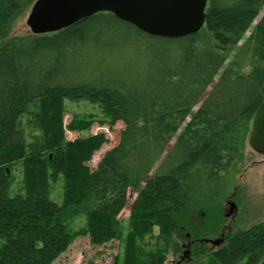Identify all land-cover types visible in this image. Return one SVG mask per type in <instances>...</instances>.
<instances>
[{
    "label": "trees",
    "instance_id": "obj_1",
    "mask_svg": "<svg viewBox=\"0 0 264 264\" xmlns=\"http://www.w3.org/2000/svg\"><path fill=\"white\" fill-rule=\"evenodd\" d=\"M35 1L0 0V264H55L82 236L93 247L124 241L113 264H171L185 230L207 236L186 223L187 211H211L225 195L214 188L226 187V175L240 165L264 102V0H208L204 27L185 38L153 37L108 10L60 32L11 36ZM203 31L215 44L203 41ZM248 32L252 70L245 73L236 59L223 71L226 52ZM65 100L89 101L109 125L124 123L119 143L95 169L89 163L107 139L66 140V128L86 131L94 120L65 128ZM35 104L42 139L30 151L21 118ZM61 177L60 203L52 192ZM129 191L138 197L125 237L118 216ZM208 215L215 227L216 215ZM81 216L86 222L76 230L72 220ZM153 228L162 247L144 252L141 242ZM263 258L260 223L228 236L216 251L198 252L194 263L172 264Z\"/></svg>",
    "mask_w": 264,
    "mask_h": 264
},
{
    "label": "rangeland",
    "instance_id": "obj_2",
    "mask_svg": "<svg viewBox=\"0 0 264 264\" xmlns=\"http://www.w3.org/2000/svg\"><path fill=\"white\" fill-rule=\"evenodd\" d=\"M29 12L30 11H27L26 14L21 15L15 21L12 26L11 36L32 35L31 29L27 25ZM202 36L203 41L206 43L213 42L207 32L203 31ZM249 36L250 32L246 33L241 42L234 49L226 52V61L224 63L225 66L223 71L226 67L230 66L233 61H236V59L245 65L242 67L245 73H248L252 70V52L249 42L247 41ZM213 44L215 43L213 42ZM223 71H221V73ZM219 78L220 77L217 76L215 82H217ZM210 90H212V87H210ZM40 106V104L30 105L28 107L27 113L21 118V127L23 131H25L26 150L32 151V149L38 146V143L42 139V133L38 128V118L41 110ZM65 106V128L68 127L70 123L79 118L94 120L93 123L90 124L89 130L86 131H74L66 128V140L73 141L80 137L86 138L89 137V135H99L101 133L104 134L105 138L107 139V142L98 152L95 153L93 159L89 163V166L95 169L100 163L103 155H105L106 152L113 149V147L119 143L120 133L125 128L124 123L118 122L112 126L109 125V122L104 117H102L103 114L100 107L90 103L89 101L65 100ZM188 121L189 119H187L186 123ZM186 123L185 125H187ZM175 141L176 138L171 142L170 146H172ZM246 144V149L243 153L244 157L242 158L240 165L236 170L229 172V174H227L225 177V182H227L226 187H219L220 185H218L216 188H214V191L218 192V194H220L221 191L225 194L223 197H219L214 205L210 206V208H212L214 211L211 210L207 211L206 213L202 212L203 210L197 209H189L187 211L188 221H186V223L195 225L200 231L204 233L207 232L206 237L200 236L199 238L209 239V237H211L213 240L220 239L218 234H220L221 229L223 228L222 225L228 223L226 213L231 208V205H229L228 201L232 196L234 197V200L231 199V202L235 203L238 207V218L232 223L234 226V232H240L245 229L252 228L256 224L264 223V156L257 154L253 148L250 147V144H248V140ZM20 169L16 172L15 176L17 177L18 182H21L22 180V172ZM53 187L54 189L52 192V199H54L56 202H63L65 188L63 177L59 178L57 182L53 184ZM214 195V193H211L209 198H214L216 196ZM127 196V208L124 209L118 216L119 225L122 227L125 237L130 231L131 205L137 199L138 192L129 191ZM211 212L216 215L215 220L217 221H214L216 222L215 227L212 226V228H210V223L207 220L209 218L208 214ZM85 222L86 220L83 216L75 218L72 220V227L76 230H80L84 226ZM153 229L154 230L150 234H146L144 236L142 240L143 242H141L144 252L153 251L162 247V242L157 238L159 236V229ZM186 231L187 230H185L181 236L175 239L178 243V249L176 250L179 251V253H170L168 256V262L171 264L180 261L182 258L186 261L189 260V256L187 254L185 255L184 253H186V251L187 253L190 251L183 248L184 245L187 244V240L185 239L184 235ZM124 246V241L117 240L115 242L106 244L105 247H93L90 243L89 237L82 236L77 238L72 243L71 248L61 255L62 257L60 260H58L55 264H113L117 256L121 257L124 255ZM197 260L198 259H195L194 262ZM190 263H193V261H190Z\"/></svg>",
    "mask_w": 264,
    "mask_h": 264
},
{
    "label": "water",
    "instance_id": "obj_3",
    "mask_svg": "<svg viewBox=\"0 0 264 264\" xmlns=\"http://www.w3.org/2000/svg\"><path fill=\"white\" fill-rule=\"evenodd\" d=\"M207 3L208 0H37L27 25L33 35L50 34L108 10L153 37L177 39L200 33L206 22ZM252 121L248 144L264 156V102ZM212 243L218 245L221 238Z\"/></svg>",
    "mask_w": 264,
    "mask_h": 264
},
{
    "label": "flooded vegetation",
    "instance_id": "obj_4",
    "mask_svg": "<svg viewBox=\"0 0 264 264\" xmlns=\"http://www.w3.org/2000/svg\"><path fill=\"white\" fill-rule=\"evenodd\" d=\"M231 199L234 200V197H230V200L228 201L229 205H231L230 210L226 213L228 223L223 225L221 224L223 228L221 229L220 234H218V237L221 238V243H219L218 245L212 243L213 239L211 237H209V239L199 237L196 239L189 231H186L184 235L185 239L187 240V244L184 245L183 248L190 251L188 253L187 251L186 253H184L185 255L187 254L189 256V260H187V262L193 261L194 263V260L197 259L198 252H206L207 254H209V252L218 250V248H221L224 244H226L228 236L237 233L233 231L234 226L232 223L238 218V207L235 203L231 202ZM206 240H208L209 242H206Z\"/></svg>",
    "mask_w": 264,
    "mask_h": 264
}]
</instances>
